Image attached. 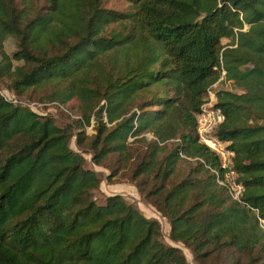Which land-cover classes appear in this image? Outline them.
<instances>
[{
    "label": "trees",
    "instance_id": "1",
    "mask_svg": "<svg viewBox=\"0 0 264 264\" xmlns=\"http://www.w3.org/2000/svg\"><path fill=\"white\" fill-rule=\"evenodd\" d=\"M222 72L215 136L240 202L196 134ZM0 80V264H189L122 196L97 205L83 152L125 173L197 262L264 264V0H0Z\"/></svg>",
    "mask_w": 264,
    "mask_h": 264
},
{
    "label": "rangeland",
    "instance_id": "2",
    "mask_svg": "<svg viewBox=\"0 0 264 264\" xmlns=\"http://www.w3.org/2000/svg\"><path fill=\"white\" fill-rule=\"evenodd\" d=\"M108 8L116 11H126L127 6L125 3L121 1H113L108 4ZM246 28L247 27L245 26L244 29ZM230 43H231L230 39H224L222 41V44L224 46H227ZM3 49L7 54L11 55L13 52L17 50V46L16 43L13 41V39L8 38L3 44ZM225 88H228V85L222 83L216 87V90L225 89ZM5 89H7V81L0 80V90H3L2 92H4ZM43 111H45V113L51 112L50 114H52L58 126H63V124L70 122V120L67 119V117L64 114L55 113V109L52 106H45ZM85 131L87 135H91L93 132L91 126L86 127ZM70 147L75 152L81 153V151H83V150H78V148L75 145L74 139L72 140ZM82 155L86 160V167L90 170L95 171L98 177L100 178V185L98 189L94 191V198L97 205L99 206L104 205L105 199L109 196L112 195L122 196L144 217L159 222L162 231L161 240L165 245L180 249L185 255V258L189 264H202L194 260L192 253L188 249H186L183 245L175 244L171 242L169 238L170 224L168 220L165 217H163L152 204L148 203L145 200V198L138 193V190L135 187L134 182L130 181L128 176L125 175V173H121L116 177H110L109 170H107L104 167L96 166L92 163L90 153L83 152ZM206 264H226L225 255L220 254L218 257H213Z\"/></svg>",
    "mask_w": 264,
    "mask_h": 264
},
{
    "label": "built area",
    "instance_id": "3",
    "mask_svg": "<svg viewBox=\"0 0 264 264\" xmlns=\"http://www.w3.org/2000/svg\"><path fill=\"white\" fill-rule=\"evenodd\" d=\"M223 78L224 72H222L219 81L206 92L201 111L196 117V134L199 143L206 146L219 160L222 174L217 175L218 183L226 189L232 200L240 202L244 188L237 181L238 175L234 170L233 162L234 154L226 143L215 136L217 128L224 121V114L221 108L216 105L217 97L215 94L216 87L219 86ZM2 95L6 99L12 100L10 93L4 91ZM260 224L264 228V220H261Z\"/></svg>",
    "mask_w": 264,
    "mask_h": 264
}]
</instances>
